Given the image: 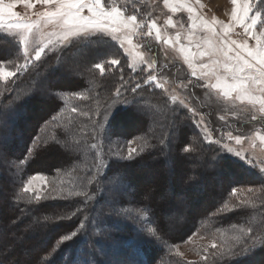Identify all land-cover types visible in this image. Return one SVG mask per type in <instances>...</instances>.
<instances>
[{"label": "trees", "instance_id": "1", "mask_svg": "<svg viewBox=\"0 0 264 264\" xmlns=\"http://www.w3.org/2000/svg\"><path fill=\"white\" fill-rule=\"evenodd\" d=\"M258 2L259 0L256 4ZM257 10H264V5H261ZM7 36L0 34V60L3 61L14 57L18 48L15 40L12 38L6 39L5 37ZM73 56L75 58L71 63L70 58H73ZM58 57H61L63 62H65L64 65L60 61L58 64H55V60ZM112 58L119 59L120 64L109 68L106 62ZM66 61L69 64H66ZM97 63L105 64L106 70L103 75L99 74L98 69L94 67ZM54 65L57 69H62L63 73L61 76L57 75L58 79L52 84L50 82L53 81H50L51 78L48 72L53 69ZM35 71L41 72L38 79H47V82L45 81L44 84L46 91H43L45 97L39 102L37 100V103L40 104L38 111L41 113L39 112L34 116L35 120L29 130H24L22 121H14L12 127H17L22 131L23 135L28 133L29 140L25 146L27 148L33 137L38 134L40 126L54 115L57 116L60 125L58 123L55 124L59 126L57 129L52 126L48 129H43L41 132L39 130V135L44 141H41L32 150L30 159L23 169L25 174L44 173L52 175L58 170L60 172L65 171L73 163L80 162L82 158L86 157V151L77 149L75 145L87 144L90 146L93 143L92 121H98L97 117L99 113L103 112L114 99H118V101L119 99L120 101L127 99L131 102L133 99L131 87H134L136 83L142 85L141 89L136 93L135 103L116 107L113 105L110 113V123L108 124L112 135L110 138L102 136V149L109 156L108 161H113L108 167L107 172L104 173L102 180L113 184L116 182V179H119L125 185L124 187L115 189V191L111 190L110 193L108 192V186L104 185L102 188L105 189H101L104 193L92 196L94 203L102 204L101 208L103 207L99 210L98 215H96L98 219L97 228L110 232L106 234L105 238H117L120 236L124 240L121 243L117 241L113 243L112 241H103L100 238L88 236L79 240L77 244H74L72 241L69 243L68 253L64 251L65 253L61 252L58 256L62 264H104L103 258L108 256L107 252L111 249H114L116 252L120 249L122 253H126V258L131 264H180L178 260H174L168 256L166 251L173 245L188 238L195 231V228L202 223L216 229L242 226L247 230L248 227H252L257 232H259L261 226H264V174L249 167L238 160V158L226 154L220 145L208 143L195 125L189 111L185 108L179 111L175 118V124L172 125L170 123L173 116L171 109L180 107L172 105L169 99L162 94L161 89L151 84L144 85L139 72L133 71L129 67L126 54L122 48L108 36H103L102 38H74L71 45L64 47L60 53L57 55H46L35 64V67L29 68L28 74L16 77L12 81L11 86H8L9 89L11 91L16 90L18 93L19 90L28 85L30 79L34 78L33 74ZM125 81L131 84V87H127L126 91L122 87ZM39 86L41 87V84ZM118 87H121V91L124 92V95L119 98L114 96ZM17 93L12 94L13 96L16 95V98H11L8 110L11 111L16 108L18 113L22 111L30 113L37 108L35 95L26 94L24 98H20ZM147 105L156 110L155 112L153 111L154 115L151 117L146 115L147 111L143 108ZM73 107H76L80 112H88L91 119L89 116L88 119L79 118L78 111L76 113L71 111ZM207 107V113L211 116L213 109ZM95 115L96 118H94ZM165 116H167V120H165ZM256 122L258 121L249 120L241 123L239 126L245 128L247 124L251 126L255 125ZM208 124L209 129L213 130L215 134L216 130H224L228 126L226 123H218L212 120ZM13 128H10L11 136L14 135ZM170 128L171 135L169 136ZM53 135H56L55 138H52L54 137ZM65 135H68L71 141H75L71 143L72 147L76 149L75 153L72 152V148L71 150L68 149V144L66 145V143L62 142V137ZM15 140L14 138L8 139V145H5V152L14 149L13 144ZM129 140H132L133 144L135 143V147L138 150L143 149V151H138L137 155L131 160L127 158L118 159V157H126L121 153L110 158L109 153L111 151L114 152L113 147H121ZM186 146L191 151L184 154L181 150ZM8 155L10 156L9 153ZM5 156H7L6 153ZM6 159L10 161L8 156ZM9 172L10 174L13 173L11 170ZM83 172L85 173V170ZM145 173H149L147 174L146 181L145 179L143 180L144 176L141 178L142 174L145 175ZM188 173L193 174L195 178H192L193 181L188 180L186 177ZM188 181L192 183L186 184ZM176 184L178 185L176 186L178 189L174 187ZM190 187L194 192L195 189H198L207 195L205 199H202V202L203 200L207 201L205 203L206 207L196 211L192 210L188 214V217L186 216V225L179 228L178 231L171 233L165 225L167 221L163 220L156 213L160 207L158 206V202H156V197L157 195L164 196L163 193L165 191H169L172 194L173 191L184 189L187 190V197L191 199ZM233 188H245V198L251 195L247 192V189L252 188L256 192V198L251 205H240V200H244V198L237 200V197H233L231 194ZM14 190L12 186L8 188V197L5 196L4 201L0 203V222L2 225L10 224L17 219V216L19 218L22 212H17V207L31 211L32 215H36L33 213L38 211L42 217L47 215H56V219L64 217L61 220L63 222L69 217L68 214L71 213V210H66L68 207L52 210V206L48 205L35 206L32 204L24 205L19 201L15 202L13 198L15 197ZM129 190L130 197L127 198ZM9 198L14 203L10 202ZM104 198H106L108 206H105ZM85 201V203H81V209L90 200L87 197ZM72 205H75V202L70 203L69 207ZM225 205H230L231 209L234 210L228 211L225 209L221 213V209ZM120 206H128L129 208L142 207L145 210L148 216L149 227L155 232V236L157 237L155 239L157 246L163 251L160 256L153 257L157 250L156 248L154 249L153 243L151 244L150 242L153 239L152 237L141 232L132 231L124 215L114 214V210L120 208ZM84 212L85 210L83 209L80 215H78L79 219L84 215ZM88 215L90 214L88 213ZM63 224H57V228L53 233L56 234L58 232L56 235L61 236L71 231V227L68 226L69 223H66L67 226ZM49 226L52 225L50 224ZM45 227L46 229H44V224L38 227L36 225L34 229L39 234L40 232L46 235L52 234L50 231L46 232L47 226ZM138 228L145 229L144 226H139ZM239 236L242 240L244 239L241 234ZM98 244H101L104 248L103 258L96 251V245ZM241 248V246H237L234 248V251H239ZM56 254L49 257L46 262L51 263ZM157 254H160V252H157ZM70 255H72L71 260L69 258ZM225 259L227 264H264V246L258 245L251 253L245 255H226ZM211 264H215V262Z\"/></svg>", "mask_w": 264, "mask_h": 264}, {"label": "rangeland", "instance_id": "2", "mask_svg": "<svg viewBox=\"0 0 264 264\" xmlns=\"http://www.w3.org/2000/svg\"><path fill=\"white\" fill-rule=\"evenodd\" d=\"M257 1L258 0H252V3L256 4ZM3 2L10 3L12 2V0H3ZM175 2L176 0H170V3L175 4ZM185 2L195 9L194 15L196 16L203 17L209 21H211L213 17H215L218 21H221L224 25L232 24L231 31L228 33V37L230 39L236 40L237 42H241V43L247 41L250 46L255 45V41L247 36V34L244 32L243 27L232 22L231 13H232L233 5L231 4V0H199V3H197V0H185ZM105 3L107 4L108 0H105ZM115 3H117L122 8L126 6L127 15L133 14L134 8L139 9V11L136 13L138 19L143 20L145 22V26L140 30V33L133 37V43L140 45V47H138L136 50L143 53L148 59H152L153 53L155 54L154 58L156 61V68L151 72L144 71L146 65H142L138 62H134L132 57L126 54L128 64L135 63V67H136L135 71L139 72L140 74L139 76L141 77V79L144 81L147 79L148 75L150 74L155 75L157 77V82L164 85L162 88L159 89H161L162 94L169 99L172 105L181 107L179 105V101L183 100L184 103L188 106V108H192L195 110V114H193L192 112L189 113L192 116L195 125L198 127L199 131L204 135V137L206 134L203 131V129L206 126L214 140L220 139L221 143L224 142L229 143L230 146H232L235 151L243 150L247 159L251 160L252 164L254 165V167L251 168H254L258 171H260L261 168H264V144L260 142L258 136L256 135L257 133L264 135V127H263L264 118H260L261 114L259 112V105H257L254 108L251 104L248 103L247 100H244L243 102L233 100L228 103H225L223 99L220 97V94L218 92L200 86L205 83L204 80H197L196 77L191 76V69H189L187 64L184 63L182 55L178 51L179 45L173 47L171 45H165L162 42H157L155 40V33H153L152 37H146L144 35V33L148 31L147 22L150 20H155L157 25L160 27L162 34H166L168 37H171L174 40L176 34L180 33V43L184 45H188L189 41L186 39V36L189 31L188 26L190 21H189V13L187 11V8L182 7L177 12L173 13L170 10V8L165 6L164 0H115ZM241 4H242V0L241 3H238L236 5L238 9V13ZM44 8L45 6L40 3H36L34 7L31 9L25 7L23 3H16L14 5L13 11L18 13L21 18L30 17L31 19L35 20L36 19L35 13L42 12ZM169 17L172 18L173 22L176 25L175 27H170L165 24V21ZM8 19L9 17L5 14V20L7 21ZM261 27H264V24H258L256 27V31L259 32ZM54 30H56L54 25H49L47 27L42 26L41 31L42 33L45 34L44 37L42 38L43 43H47L48 39H53V40L56 39L55 37H49L46 35L47 33H51ZM216 30L217 32H221V26L216 25ZM0 34H5L9 36V34L4 32L3 30H0ZM108 37L111 39L110 36ZM195 37H199L200 41H202L204 38H211L216 42H218L219 40V37H213L210 33H206L202 30H196ZM195 37L191 45L193 51H196ZM13 40H15V42L18 44L19 36H16ZM114 42L117 43L119 46V43L117 41ZM38 43H40V40H31L28 46V51L32 53V55H34L33 49L37 46ZM150 45H152V47H150ZM63 48L64 47L59 43H54L49 49L46 50L42 58H44L48 54L57 55L58 53H60V51ZM74 58H75L74 56L73 58H70L71 63L74 60ZM23 60H24L23 46L21 45L19 46V48H17V53L14 57H12L11 59L7 58L6 60H4V66L10 71H15V65L17 63H23ZM55 61H56L55 64H58L59 61L63 62L61 57H58V59H56ZM198 62L207 63L208 60L207 58H204L202 61L198 60ZM36 63L37 62H34V64L29 68L35 67ZM64 64L65 62H63V65ZM66 64H69L68 61H66ZM29 68L26 71L27 74ZM26 73L23 74L25 75ZM40 73H41L40 71L39 72L35 71V73L33 74L34 78L30 79L28 85L23 87V89L19 90L18 93L16 92V90L11 91V89H9L8 87L11 86L12 81H0V104H2V106H0V203L1 201H4L5 196L8 197L9 193L7 190L12 186L15 189L14 190L15 197H13L15 202L19 201L21 204L24 205L32 204L35 206L48 205V206H52L51 207L52 210L61 209V208L65 209L66 207H68V209L66 210H71V213H69L70 215L68 214L69 217L66 220H64V222L60 220L59 223H56L57 221L56 215L54 216L47 215L42 217L39 215L38 211H35L33 213L36 215H32L30 213L31 211L24 210L23 208L20 209L17 207L16 211L22 212L19 215V218L17 216V219H15L12 222L10 221L11 223L8 225H2V223L0 222V256H1L0 264H4V263L62 264L61 260L59 261L58 256L61 252L64 251L68 253L67 249L69 243L72 241L74 242V244H77L79 240L88 236L93 238H100V240L103 241L104 240L112 241L113 243L115 241L121 243L124 240L120 236L117 238H113V237L105 238L106 234L110 232L102 231L101 227L100 230L97 228L98 219L96 215H98L99 210H101L103 207L101 208L102 204L101 205L99 203L95 204L92 199L90 201H87V205L83 207V209L85 210V212L83 213L84 215L80 219L78 218V215H80L81 211L83 210L81 209L82 208L81 203L82 202L85 203L86 202L85 199H87V197L97 196L99 194L104 193L101 190V189H105L102 188L104 187V185L108 186L109 193L111 190L115 191V189H119L120 187H124L125 185L119 179H116V182H114L113 184H110L108 181L102 180L105 173L103 164H106L109 159V156H107L102 149L103 147L102 135H98L96 140H93V143L99 141L102 144V147H98L92 152H85L86 157L82 158L80 162L73 163L70 167H68V169H65V171L63 172H60V170H58L57 172H54L52 175H47L44 173L25 174L23 172V169L28 163V160L30 159V156L32 154V151H29V149L33 150L36 146H38V144L41 141H44L39 135V130L41 132L43 129L45 130L52 126L53 128L56 127L57 129L59 127L58 125H60L59 124L60 121L57 119V116L54 115L50 120L46 121L40 126L38 130V134L35 137H33L31 143L28 145L27 148H25V146L29 140L28 133L23 135L21 133L22 131H20L17 127L14 128L12 127L14 121L16 122L22 121L24 130L25 131L29 130L32 126L33 121L35 120L34 116L40 112L38 111V109L40 108V104L37 103V100L39 102L44 99L45 95H43V91L44 92L46 91V87L44 86V84L45 81L47 82V79L45 78L38 79ZM62 73H63L62 69H57V67L54 65L53 69L49 70L48 72V75L51 78L50 81L53 82L50 81L49 82L54 84L55 81L58 79L57 75L61 76ZM98 73L101 74L100 69H98ZM212 79L214 81V78ZM38 83L41 84V87L39 86ZM150 84L156 87L155 83H150ZM184 85H187L188 87H183ZM14 93L19 94L20 98H24L26 94L35 95L37 108L32 110L30 113L26 111H22L21 113H18L16 108L12 109L11 111L8 110V105L11 98L12 97L16 98V95L15 96L12 95ZM173 96L177 97L175 104L172 101ZM116 100L117 103L115 104L114 107L119 105H124L123 103H121L122 100L121 101L120 99L119 101L118 99ZM110 104H112V102ZM206 107L213 109L211 116H209V114L207 113L208 109L206 110ZM112 108L113 105L111 108L106 107L103 112L99 113L97 120L102 121L105 115H109L111 113ZM143 108L145 109V111H147L146 115L149 117L154 115L153 111L154 112L156 111L151 106L148 105ZM185 109L188 110L187 108ZM77 113L79 118L88 119V116L81 115L80 111H78ZM221 116L225 117V119L221 120L220 119ZM253 116L258 117L256 121H258L259 123L256 122L255 125H251V126L247 124L245 128L239 126L241 123L247 122L249 120L253 121L252 120ZM19 117H21L22 119L21 118L19 119ZM54 117L55 119H53ZM94 118H96V115L94 116ZM201 120H203V123L202 124L198 123ZM211 120L216 121L218 123L228 124L227 129L216 130V134H215L213 130L211 131L209 129L208 123ZM56 123H58L57 126L55 125ZM10 128L14 129L13 136H11ZM229 132H231L233 136L241 135L246 137V139L243 141L241 145L235 144V141H227L226 133ZM53 136L54 137L52 138H55L56 135ZM222 137L224 139H222ZM12 138L16 139L13 144L14 149L5 152V145H8V139H12ZM62 142H64V144L66 143V145L68 144L69 150H71L72 148V152L74 151L76 152V149L71 145V143H74L75 141H71V138H69L68 135L62 137ZM132 146L135 147V143L132 144ZM128 147H129L128 143L122 145L121 147L119 146L113 147L114 152L111 151L109 153L110 158L115 157V155L118 153H121L122 155L126 156L124 158H127ZM97 152L102 153V158H101L102 166L99 170L100 175L96 177V180H94L92 184L87 186V189H85L81 187L82 183L87 184V179H84L86 172L84 173L83 170H86L88 166L91 163H93V158ZM5 153L9 157L10 161L6 159L7 156H5ZM8 153L10 154V156L8 155ZM230 155L234 156L233 154ZM14 158H18V159H14ZM11 159H13L14 161ZM242 162L248 165L246 161H242ZM9 170H11L13 173L10 174ZM95 171L96 170L93 169L92 172H88L87 178L91 179ZM147 174L149 173H145V175L142 174L141 177L143 178L144 176L143 180L145 179V181L147 179ZM33 177H35V179H32ZM186 177L188 178V180L191 181H193L192 178L195 179L193 174L190 173H188ZM30 179H32L31 187L35 190H39L42 194H45L48 197L47 199L37 203L35 201L34 195L24 193L22 191L24 184L27 183ZM190 183L192 182L190 181L186 182V184H190ZM176 186H178L177 184L174 187L178 189V187ZM53 189H55V191H53ZM85 190L87 191V196L69 197L67 195L69 191L83 192ZM189 190L191 191V199L187 197L188 196L186 193L187 190L184 189L181 191L180 190L173 191L172 194L169 191L168 192L165 191L163 193L164 196L157 195L156 197V202H158V206H160L156 213L161 218H163V220L167 221L165 222V225L171 233L178 231L179 228L186 225L185 222L187 219L186 216L188 217V214H190L192 210L196 211V210L204 209L206 207L205 203L207 201L203 200L202 202V199H205L207 195H205L202 191H199L198 189L197 190L195 189L194 192L192 191L191 187L189 188ZM237 190L238 192L239 191L244 192V195L240 196L239 199L240 198L245 199L246 189L239 188ZM58 192L63 193V195L58 199H52V197L56 196ZM127 194L128 195L130 194V190L129 193ZM104 196L107 197V195L105 194ZM129 197L130 195L127 196V198ZM104 199H105L104 203L106 204L104 205L108 206V202H106V198ZM9 200L10 202L11 201L13 202L11 198H9ZM72 202H75V205L69 207L70 203ZM231 208L232 207L230 205L227 206V209H231ZM93 209H95V211H93ZM77 210H79L78 214L76 216H73L72 214L77 213ZM108 210L110 211L109 208ZM88 213L92 216L88 215ZM114 214L124 215L128 223V226L132 228V231L138 233L141 232L142 234L144 233L147 236L153 238L152 241L150 242L151 244L153 243L152 245L154 249L156 248L157 250L154 253L155 255L153 257H158L162 254L163 251L161 250V248H158L155 240L157 239V237L150 235L148 231L150 229L149 223L147 221L148 216L142 207L129 208L128 206H123V207L120 206V208L114 210ZM45 217L48 218L47 230L45 231L46 232L50 231L52 232V234L46 235L43 234L42 232H40L39 234L34 229L36 225L38 227L43 224H44V229H46ZM38 218L40 223L36 224L35 221ZM82 221H86V226L84 229L80 228V224ZM60 223H64L63 225L69 223L68 226L71 227L70 229L71 231L61 236L56 235L58 232L54 234L53 231L56 230L57 228L56 225ZM50 224L52 226H49ZM139 226L140 227L144 226L146 230L144 229L145 230L144 231L143 228H138ZM241 229L244 228L242 226L239 227L232 226V227H224V228L216 229V228H212L209 225L206 226L205 223H202L201 225L195 228V231L191 235H189L188 238H186L184 241H181L178 244L173 245L166 252L168 256H170L174 260H178L180 264L181 263L188 264V262L190 261L195 262V264H204V262L201 260V257L205 255L204 249L205 248L209 249V253L216 251L211 249V244L214 239L217 243L228 241L229 243L234 244L235 241L232 238L240 237L239 234H241L240 231ZM73 231H76L80 234L75 238H72L67 241H63L62 238L65 235L71 236V233ZM241 241H243L242 238ZM86 246H88V244H86ZM237 246L242 247V244L236 245L235 248ZM103 250L104 248L101 246V244L96 245V251H98L100 257L102 258H103ZM157 252H160V254H157ZM55 253L57 254L54 257V260L51 263H47L46 261L48 260V258L54 255ZM107 255H108L107 257L105 256L103 258L104 264H131V262H129L128 259L126 258L127 254L122 253L120 249L118 252H116L114 249H111L110 251L107 252ZM69 258L71 260L72 255H70ZM214 262L215 261L213 260L211 255H209V260L207 264H211Z\"/></svg>", "mask_w": 264, "mask_h": 264}, {"label": "snow or ice", "instance_id": "3", "mask_svg": "<svg viewBox=\"0 0 264 264\" xmlns=\"http://www.w3.org/2000/svg\"><path fill=\"white\" fill-rule=\"evenodd\" d=\"M16 3H23L25 7L31 9L36 3L43 4L45 6L42 12L35 13L36 19L33 20L30 17L21 18L18 13L13 11L14 5ZM199 3V0H197ZM241 3V0H231L233 5L231 20L235 24L243 27L244 32L248 37L255 41L254 46H250L247 41L237 42L228 37V33L231 31L232 24L224 25L221 21H218L215 17L211 21L194 15L195 9L188 5L185 0H176L175 4L170 3V0H164L166 7L175 13L180 8H187L189 13V31L187 33L186 39L189 41L188 45L180 43V33L176 34L175 39L168 37L166 34H162L160 27L157 25L155 20H150L147 22L148 31L144 33L146 37H152L155 33V40L157 42H162L165 45H171L173 47H178V51L181 53L184 63L187 64L189 69H191V76L196 77L197 80H204L205 83L200 85L203 88L211 89L220 94V97L225 103L236 100L243 102L247 100L254 108L259 105V112L261 114L260 118H264V27L260 28V31H256L258 24H264V10L258 11L261 5H264V0H259L257 4H253L252 0H242L241 7L238 9L236 5ZM127 7H120L115 0H12L10 3H4L0 0V30L8 33L9 36L5 37L14 39L19 36V43L17 47L23 46L24 60L23 63H17L15 65V71H10L4 66V61L0 60V81H14L16 77L23 73H26L27 69L34 64V62H39L42 56L45 54L46 50L49 49L54 43H59L63 47H68L73 42L74 38H92V37H103L110 36L113 41L119 43L120 48H122L125 54L132 57L134 62H138L142 65H146L144 71L151 72L156 68L155 54L153 53V58L148 59L143 53L137 51L136 49L140 45L133 43V37L140 33V30L145 26L143 20L138 19L137 12L139 9H133V14H126ZM5 14L9 19L5 20ZM15 18V19H12ZM165 24L170 27H175V23L172 18L169 17ZM49 25H54L56 30L46 35L49 37H55L56 39H48L47 43H43L42 38L44 33H42L41 28L47 27ZM216 25L221 26V32H217ZM196 30H202L206 33H210L213 37H219L218 42L211 38H204L200 41L199 37H195ZM196 39L195 48L196 51L192 50V43ZM31 40H40V43L33 49L34 55L28 51V46ZM127 45V46H126ZM207 58L208 62H198ZM107 66L110 68L120 64L119 59H109L106 62ZM96 69H100L101 74L105 72V64L97 63L94 65ZM129 67L136 70L135 63H130ZM214 78V81L213 79ZM123 79V77H121ZM150 83H155L157 88H162L164 85L157 82V77L155 75H148L147 79L144 80L143 84L148 85ZM122 87L127 90V87H131L130 82L125 81ZM142 85L136 83L134 87H131V92L133 94V99L131 102L127 99L121 101L123 104L135 103V96L138 90H140ZM183 87H188L184 85ZM124 95L121 91V87H118L114 93V96L119 98ZM86 99V97H84ZM177 97L173 96L172 101L176 102ZM117 100H113L112 104L108 105L109 108L115 105ZM180 108H173L172 119L170 123L175 124L176 115L183 108H187L189 112L195 114V110L188 108L183 100L179 101ZM73 113H76L78 109L73 107L71 109ZM81 115L89 116L88 112H81ZM91 119V117L89 116ZM55 119V117L53 118ZM111 115H105L102 121H92V138L96 140L98 135H102L104 138H110L112 133L108 124L110 123ZM221 120L225 117L221 116ZM257 116H253L252 120L256 121ZM167 120V116H165ZM198 123L202 124L203 120ZM203 131L205 132V140L208 143H216L221 145L222 149L226 154H233L240 161H246L250 167H254L251 160H248L243 150L235 151L229 143H221L220 139H213L209 133L208 128L205 126ZM171 135V128L169 129V136ZM262 144H264V135L256 134ZM222 139H224L222 137ZM246 137L241 135L233 136L231 132L226 133L227 141H235V144L241 145ZM127 150V159L131 160L137 155L138 151H143V149H137L133 147V141L129 140ZM164 143V141H162ZM77 149L86 152H92L98 147H102V144L97 141L92 143L90 146L87 144H77L75 145ZM32 151V149H29ZM182 153L187 154L191 151L189 147H184ZM102 153L97 152L93 158V163H91L85 170L86 175L84 179H87V184H81V187L87 189V186L92 184L96 177L100 175V168L102 166ZM118 159H125L124 157H118ZM112 160H109L106 164H103L105 173L108 167L112 164ZM92 178H87V173L92 172ZM260 173L264 174V168L260 169ZM32 179H35L33 177ZM32 179L24 184L22 191L24 193L32 194L35 197V201L39 203L47 199L45 194H42L39 190H35L31 187ZM55 191V189H53ZM247 192L251 194L244 200H240V205L252 204L253 200L256 198V192L249 188ZM63 195V193H57L52 199H58ZM69 197H79L87 196V191L83 192H71L67 193ZM232 195L239 199L240 196L244 195L243 191H239L236 188L232 189ZM89 200L92 197H88ZM227 209V205L221 209V213ZM228 211H233L234 209H227ZM73 213V216L78 214ZM64 217H58L56 223ZM36 224L40 221L37 219ZM48 218L45 217V226H47ZM86 226V221H82L80 228L84 229ZM150 235L155 236V232L152 229L148 230ZM241 236L244 238L241 241L240 237H233L235 241L234 244L228 241H223L217 243L215 239L211 244V249L216 250L209 253V249L205 248L201 260L204 264H207L209 260V255L215 261V264H227L225 259L227 256H237L245 255L251 253L258 245L264 246V226H261L259 232L254 228L248 227L247 230L241 229ZM80 233L73 231L71 236L65 235L62 239L63 241L75 238ZM242 244V248L239 251H234L236 245ZM188 264H195V262H188Z\"/></svg>", "mask_w": 264, "mask_h": 264}]
</instances>
